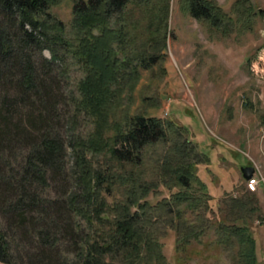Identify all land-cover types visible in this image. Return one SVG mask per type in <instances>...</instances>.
Wrapping results in <instances>:
<instances>
[{"label":"trees","instance_id":"trees-1","mask_svg":"<svg viewBox=\"0 0 264 264\" xmlns=\"http://www.w3.org/2000/svg\"><path fill=\"white\" fill-rule=\"evenodd\" d=\"M181 1L193 17L222 31L236 22L250 26L256 14L251 4L238 1L235 21L214 0ZM61 2L0 0V261L115 264L106 257L122 254L123 264H166L160 220L175 229L181 259L197 254L194 245H204L203 236L215 228L211 250L229 253L233 264H260L250 224L258 212L253 195L219 204L220 217L209 224L213 198L198 165L210 158L196 150L188 129L140 110L129 117L112 101L128 83L134 88L140 81L137 60L143 58L142 69L148 70L149 59L166 47L170 0H75V41L48 33L49 26H63L50 12ZM57 37L85 69L78 105L92 117L96 135L87 147L109 149L118 167L107 176L79 152L82 194L72 196L67 190L74 177L61 135V109L68 102L56 69ZM46 49L50 60L43 55ZM162 143L169 145L158 160V178L144 179L145 150ZM18 150L25 151L19 170L14 168ZM49 180L66 185L64 193L53 196ZM160 185L170 195L153 203L149 196ZM83 211L87 230L78 219Z\"/></svg>","mask_w":264,"mask_h":264},{"label":"rangeland","instance_id":"rangeland-1","mask_svg":"<svg viewBox=\"0 0 264 264\" xmlns=\"http://www.w3.org/2000/svg\"><path fill=\"white\" fill-rule=\"evenodd\" d=\"M214 1L235 21L238 19V1L251 4L256 13L253 22L250 26L236 22L226 25L227 31H222L193 17L181 0H170L166 47L155 54V60L149 59L152 65L148 70L142 69L143 58L136 59L140 64V81L134 88L128 83L122 92H117L114 99L112 97V101L120 103L124 114L128 112L129 117L140 110L188 129L196 150L210 158L209 164L198 165V175L208 185L213 198L210 201L213 213L208 214L209 224V221L215 223L219 219V204L226 206L231 197L253 195L251 203L258 207V212L252 215L250 224L259 262L264 264V0ZM74 4L75 0H62L50 9L63 23L60 28L49 26L50 35L76 40ZM56 39V69L63 79L62 92L68 102V106L61 109V120L64 118L61 135L67 147V170L74 177V183L69 182L67 190L72 196L74 192L82 194L76 166L79 152L107 176L118 167L109 149L97 144L87 147L90 141H95L96 135L92 117L78 105L82 96L80 84L86 77L85 69L74 52L58 37ZM128 49L131 50V46ZM43 55L49 60L52 58L48 49ZM113 89L116 87L113 86ZM168 145L162 143L146 148L141 173L144 179L157 180L158 160ZM14 157L17 161L14 168L19 170L25 161V151H15ZM244 166L256 168L255 174L260 183L255 191L248 190L242 172ZM137 170L140 172V168ZM49 184L48 189L53 196H59L66 190V185L63 189V184L54 180H49ZM169 195L168 189L160 185L149 200L156 203ZM80 205L84 206V202ZM78 215L82 226L89 229L84 211L78 212ZM157 224L159 234H162L166 264L234 263L229 253L211 250L215 228L203 236L204 245H194L197 254L181 259L176 251L175 229L160 220ZM96 227H90L91 235ZM202 248L205 249L203 253ZM106 261L123 264L126 258L118 254L106 257Z\"/></svg>","mask_w":264,"mask_h":264},{"label":"water","instance_id":"water-1","mask_svg":"<svg viewBox=\"0 0 264 264\" xmlns=\"http://www.w3.org/2000/svg\"><path fill=\"white\" fill-rule=\"evenodd\" d=\"M243 176L245 179H251L256 172V168L254 166H244L242 167ZM0 264H7L0 261Z\"/></svg>","mask_w":264,"mask_h":264},{"label":"built area","instance_id":"built-area-1","mask_svg":"<svg viewBox=\"0 0 264 264\" xmlns=\"http://www.w3.org/2000/svg\"><path fill=\"white\" fill-rule=\"evenodd\" d=\"M260 183V179L257 176L252 177L251 179L247 180L248 189L254 191L258 188Z\"/></svg>","mask_w":264,"mask_h":264}]
</instances>
